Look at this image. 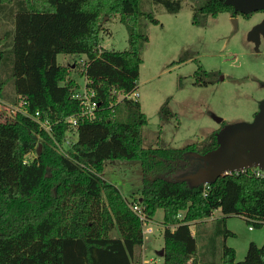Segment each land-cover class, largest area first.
<instances>
[{
	"label": "trees",
	"instance_id": "1",
	"mask_svg": "<svg viewBox=\"0 0 264 264\" xmlns=\"http://www.w3.org/2000/svg\"><path fill=\"white\" fill-rule=\"evenodd\" d=\"M224 1H201L191 23L239 14ZM153 2L168 13L181 9V0ZM115 16L126 28L125 51L100 46L103 20ZM141 18L157 23L139 11L138 0H0V97L10 83V103L25 97L29 115L38 113V121L19 112L0 120V264H135L143 223L129 203H137L147 221L162 210V264H264V244L250 242L245 258L236 261L234 249L219 243L233 235L225 226L228 216L264 224V179L231 174L207 187L184 179L201 165L189 153L216 148V134L228 123L183 147L163 138L144 146L147 118L137 99L126 97L137 91L141 47L148 40ZM59 54L84 55L81 73L104 81L93 118L79 119L75 129L65 119L81 111L72 97L79 85L71 67L56 62ZM217 74L198 65L195 84H209ZM167 102L158 113L164 123L175 117ZM68 132L74 141L61 151ZM118 160L139 163L141 188L132 201L101 176ZM217 210L221 217L207 226Z\"/></svg>",
	"mask_w": 264,
	"mask_h": 264
},
{
	"label": "rangeland",
	"instance_id": "2",
	"mask_svg": "<svg viewBox=\"0 0 264 264\" xmlns=\"http://www.w3.org/2000/svg\"><path fill=\"white\" fill-rule=\"evenodd\" d=\"M201 1L181 0L178 12L168 13L153 0H138L139 11L151 13L157 21L152 23L141 18L139 22V29L148 40L141 47L137 91L132 97L137 99L147 118L143 128L144 146H155L159 138L173 147L191 144L220 126L215 118H221L228 124L250 122L259 102L264 100V41L256 50L255 44L248 39L250 25L256 21V15L253 13L250 21L241 16L234 21L231 14L221 12L209 16L204 26H195L191 23V16L193 8ZM105 18L100 33L101 48L127 50L124 24L118 16ZM5 27L8 28L9 23ZM187 51L193 53L192 57L178 62ZM85 60L84 55L59 54L56 57L58 64L71 67V78L79 87L87 84L98 90L104 81H86L82 68H78ZM198 65L208 72L217 71L218 79L206 85L195 84L194 73ZM11 87L8 83L0 97V120L13 115L18 108L10 103V98H13ZM165 101L175 115L166 123L158 114ZM33 156V153L29 155ZM101 176L114 184L128 201H132L140 191L141 173L137 161H113L107 164ZM162 214V210L157 209L152 220L143 223V247L135 255V264L149 261L162 264V258L157 254L163 246ZM212 217V220L220 218L221 213L214 212ZM212 220L206 225H210ZM225 226L233 235L219 240V243L224 241L234 249L236 261L245 258L250 242L259 247L264 244V224L257 227L240 216L232 215L225 219ZM190 229L194 230V226L191 225ZM111 235L116 236L115 232ZM198 247L201 255V240Z\"/></svg>",
	"mask_w": 264,
	"mask_h": 264
},
{
	"label": "water",
	"instance_id": "3",
	"mask_svg": "<svg viewBox=\"0 0 264 264\" xmlns=\"http://www.w3.org/2000/svg\"><path fill=\"white\" fill-rule=\"evenodd\" d=\"M224 4L243 15L264 11V0H225ZM257 28L259 27H255L248 34V39L255 41L256 48L259 43ZM215 121L219 124L223 122L221 118H215ZM216 141L217 147L204 154L189 153L201 161L195 171L184 176L191 185L214 183L226 172H238L251 167L264 170V100L259 102L258 110L250 122L225 125L216 134ZM40 150L41 145H38L37 153ZM163 253V249L157 252L159 257H162Z\"/></svg>",
	"mask_w": 264,
	"mask_h": 264
},
{
	"label": "built area",
	"instance_id": "4",
	"mask_svg": "<svg viewBox=\"0 0 264 264\" xmlns=\"http://www.w3.org/2000/svg\"><path fill=\"white\" fill-rule=\"evenodd\" d=\"M85 63V61H84ZM83 63V64H84ZM82 64V65H83ZM86 81H89L90 79L85 76ZM90 83V82H89ZM135 95V92L132 93L130 97L133 99L132 95ZM136 96V95H135ZM76 101H78L79 106L81 107V111L78 115L74 116H69L65 119V122L68 124V126L72 129H75L76 126L78 125L79 119H88L91 120L93 118L95 110L100 106V100L98 99V90L92 87L91 85L84 84L81 87H78L77 90L73 93L72 96ZM19 102L17 104L18 108L14 112H19L23 115L30 116L28 111L26 110V98L25 97H18ZM118 99H121V95L119 96ZM38 113L36 112L34 116H30L34 120L38 121L37 119ZM40 127H43L46 131H49V125L46 123H40ZM72 134L68 132V137H70ZM73 138L71 137L70 139L65 140L64 143L58 144L59 148L61 151H64L69 144L72 143ZM251 174L256 178H261L264 179V170L259 169L258 167H251L248 169H243L238 172H226L223 176L225 175H241V174ZM206 187L208 184H204ZM129 208L130 210L139 218L142 223L148 222L145 219V214L143 213L141 207L137 203H129ZM249 229H252V226L249 227ZM143 264H152L151 261L149 262H143Z\"/></svg>",
	"mask_w": 264,
	"mask_h": 264
},
{
	"label": "flooded vegetation",
	"instance_id": "5",
	"mask_svg": "<svg viewBox=\"0 0 264 264\" xmlns=\"http://www.w3.org/2000/svg\"><path fill=\"white\" fill-rule=\"evenodd\" d=\"M253 13L248 14V15H243V14L230 15V18H232V19L235 18L236 19L237 16H241L244 19H246L247 21L248 20L250 21L251 20L250 18L252 17V14H253V16L256 15L257 19H256L255 22L251 23L250 31L253 30L255 27H259V28H257V31H256L257 40L259 41L258 46L256 48V50H257L259 48V45L262 43V40L264 41V23H263L264 22V11H256V12H253ZM250 31H249V33H250ZM251 41L255 44V41H253V39Z\"/></svg>",
	"mask_w": 264,
	"mask_h": 264
},
{
	"label": "crops",
	"instance_id": "6",
	"mask_svg": "<svg viewBox=\"0 0 264 264\" xmlns=\"http://www.w3.org/2000/svg\"><path fill=\"white\" fill-rule=\"evenodd\" d=\"M219 213H220V210H217ZM217 211H215V212H217ZM211 220L213 219V217H211L210 218ZM210 219H208L207 221H209ZM143 247V246H142Z\"/></svg>",
	"mask_w": 264,
	"mask_h": 264
}]
</instances>
